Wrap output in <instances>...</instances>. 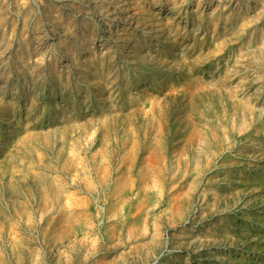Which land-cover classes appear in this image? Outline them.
I'll use <instances>...</instances> for the list:
<instances>
[{"label":"rangeland","instance_id":"obj_1","mask_svg":"<svg viewBox=\"0 0 264 264\" xmlns=\"http://www.w3.org/2000/svg\"><path fill=\"white\" fill-rule=\"evenodd\" d=\"M115 1L0 0V264H264V0Z\"/></svg>","mask_w":264,"mask_h":264},{"label":"bare ground","instance_id":"obj_2","mask_svg":"<svg viewBox=\"0 0 264 264\" xmlns=\"http://www.w3.org/2000/svg\"><path fill=\"white\" fill-rule=\"evenodd\" d=\"M120 1H122V2L125 4V0H116L115 3H118V2H120ZM123 3H122V4H123ZM115 7H116V6H115ZM121 8H122V7H121ZM121 13H122V12H121ZM121 15H122V14H121ZM184 48H185V47H184ZM261 187H262V186H260L259 188H261Z\"/></svg>","mask_w":264,"mask_h":264}]
</instances>
